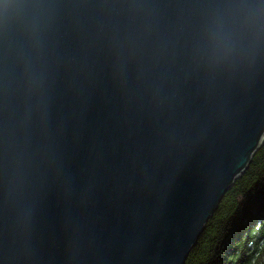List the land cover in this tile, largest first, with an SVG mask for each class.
Wrapping results in <instances>:
<instances>
[{"label":"water","instance_id":"obj_1","mask_svg":"<svg viewBox=\"0 0 264 264\" xmlns=\"http://www.w3.org/2000/svg\"><path fill=\"white\" fill-rule=\"evenodd\" d=\"M263 142L264 0H0V264H184Z\"/></svg>","mask_w":264,"mask_h":264},{"label":"trees","instance_id":"obj_2","mask_svg":"<svg viewBox=\"0 0 264 264\" xmlns=\"http://www.w3.org/2000/svg\"><path fill=\"white\" fill-rule=\"evenodd\" d=\"M185 264H264V144L225 193Z\"/></svg>","mask_w":264,"mask_h":264},{"label":"clouds","instance_id":"obj_3","mask_svg":"<svg viewBox=\"0 0 264 264\" xmlns=\"http://www.w3.org/2000/svg\"><path fill=\"white\" fill-rule=\"evenodd\" d=\"M247 42V35L245 33H237L235 34L231 40L226 42L218 43L217 47H229L235 51H241L245 43Z\"/></svg>","mask_w":264,"mask_h":264},{"label":"rangeland","instance_id":"obj_4","mask_svg":"<svg viewBox=\"0 0 264 264\" xmlns=\"http://www.w3.org/2000/svg\"><path fill=\"white\" fill-rule=\"evenodd\" d=\"M263 144H264V142H263ZM263 144H261V145H260V146L254 151V153L252 154V156L250 157V159H249V161H248V165L244 167V170L241 171V173L237 176V178L240 177L241 175L245 174V172L248 170V168L250 167V165H251V163H252V159H253L254 155L256 154V152L258 151V149H259ZM237 178H236V179H237ZM233 184H234V183H231V184L226 188V191L224 192L223 196H222L221 199L218 201L217 206L215 207V211H214V212L209 216V218L207 219V221H206V223H205V225H204V227H203L202 232L200 233L199 237L197 238L195 244H194V245L191 247V249L189 250V252H188V254H187V257H188V255H189V253L191 252L192 248L197 244V242H198L199 238L201 237L202 233L204 232L205 227H206V224H207L208 221L212 218V216L214 215V213L217 211L218 206H219V204H220L222 198L224 197L225 193L229 190V188H230ZM187 257H186V259H187ZM186 259H185V262H186ZM185 262H184V264H185Z\"/></svg>","mask_w":264,"mask_h":264}]
</instances>
